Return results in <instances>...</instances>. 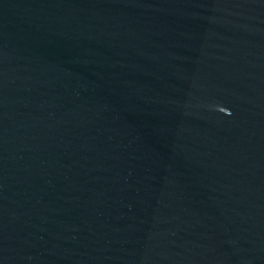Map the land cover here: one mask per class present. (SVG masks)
Masks as SVG:
<instances>
[{
	"label": "water",
	"instance_id": "water-1",
	"mask_svg": "<svg viewBox=\"0 0 264 264\" xmlns=\"http://www.w3.org/2000/svg\"><path fill=\"white\" fill-rule=\"evenodd\" d=\"M0 264H264V0H0Z\"/></svg>",
	"mask_w": 264,
	"mask_h": 264
}]
</instances>
